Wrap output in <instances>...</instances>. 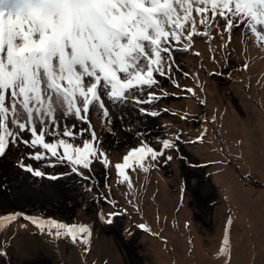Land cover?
Returning <instances> with one entry per match:
<instances>
[{"label": "snow or ice", "instance_id": "1", "mask_svg": "<svg viewBox=\"0 0 264 264\" xmlns=\"http://www.w3.org/2000/svg\"><path fill=\"white\" fill-rule=\"evenodd\" d=\"M214 28L221 38L228 33L229 41L234 30L245 29L242 35L250 33L264 46V0H0V157L29 132L32 139H24V144L42 147L45 154L67 161L73 165L72 172L83 175L80 168L90 169L94 160L107 167V155L99 149L88 121L90 110L95 107L109 118L105 96L113 104H151L161 99L151 91L147 100L137 93L157 86V75L170 78L174 50H190L196 36L211 40ZM172 83L180 87L175 80ZM186 91L195 96L193 89ZM139 111L159 115L144 107ZM61 117H75L88 127L73 131L76 126L66 124L57 131ZM85 133H90V139L77 145L76 138ZM49 134L56 139L49 141ZM161 145L157 150L142 142L130 149L115 165L117 175L123 177L120 182L131 189L127 170L148 172L155 166L147 163L149 159L155 162L164 150L176 147L168 139ZM33 155L42 158L39 151ZM172 159L167 156L165 162ZM21 167L36 176L45 175L30 165ZM115 215L119 213L109 214ZM21 216L42 234L70 238L73 244L86 245L85 252L89 250L91 228L84 224L12 213L0 216V229ZM231 224L229 218L219 254H229Z\"/></svg>", "mask_w": 264, "mask_h": 264}, {"label": "rangeland", "instance_id": "2", "mask_svg": "<svg viewBox=\"0 0 264 264\" xmlns=\"http://www.w3.org/2000/svg\"><path fill=\"white\" fill-rule=\"evenodd\" d=\"M198 30L203 29L198 25ZM244 31L245 29L234 30L230 41L226 32L223 38L219 33L215 39L211 40L196 36L193 38L190 50L174 52L171 73H175V67L185 63L190 66V72L195 78L200 72L209 93L208 96L206 95V104L205 102L196 104L195 107L198 108L196 111L195 107H190L192 114L201 111L202 115L199 117L190 115L191 118L185 119L180 115H162L157 119L165 128L163 132L165 139L174 141L176 148L182 153L176 148L167 149L164 155L158 158L162 168L171 162V160L165 162L170 154L175 155L176 163L173 173L156 168L155 179L148 183L150 200L155 204L163 202V205H166L164 208L166 212L156 208L153 212L155 223L145 213L146 217L143 221L153 226L147 225L148 227L143 228L145 230L134 234L139 236L141 243L133 245L130 241H124L121 238L112 243L102 237L103 233L106 234L108 229L112 230L114 227V224L107 227L99 226L96 222L99 219L103 225L106 219H111L109 214L114 213V209L107 204L104 209L98 207L101 210L97 214V219L86 223L99 230L96 233L91 230L92 236L97 237L99 233L96 238L97 245L92 254L85 253L86 245L83 243L78 242V245H74L65 238L56 239L52 236L49 237L54 241H46L42 240L41 236H31L30 229H25L13 241L14 254L19 259L17 264H29L33 258L42 259L36 257H42L43 253H39L42 251L47 253L44 256L49 260L45 258L46 260L40 264H94V259L89 261L88 258L95 257L100 258L101 261L106 260L107 264H186L191 259H196L198 264H207L206 262L210 263L213 251L211 246L223 241L222 221H228L229 218L232 219L229 229L231 255L226 264H264V46L258 45L250 33L247 37L242 35ZM211 36L212 38L214 36L213 29ZM219 60L222 62L220 66L229 64V67L233 69L231 72H225L227 76L224 79H219L216 74L209 75L210 70L216 68L215 64ZM245 64L248 65L247 68L243 67ZM203 70H206V73H203ZM171 78H179V76L171 75ZM189 79L187 83L190 82ZM177 82L179 83V80ZM193 83L196 82L193 81ZM201 95L204 96L205 93L201 92ZM196 101L198 102L197 99ZM108 104L113 103L110 101ZM209 104L212 109L207 111L206 106ZM138 108L140 107L137 104L130 103L123 115H120V119H138L140 116ZM111 116V119L116 118L115 114ZM213 117H215L214 121ZM206 118H211L215 127L210 126V128ZM221 123L225 124L222 128H220ZM181 124L184 127L180 128ZM64 125L66 123H59L56 130H62ZM216 129L219 139L214 141L211 138ZM196 130H200V133ZM201 133H205L203 139L197 141ZM177 135L180 137L179 140L175 139ZM77 145L82 146V142ZM160 148L159 145L156 149ZM190 153L199 158L198 164L196 163L199 167L196 170L199 172H192L191 175L194 174L195 178L199 174L193 184L184 185L181 178L187 176V173L180 167L181 156L184 155L183 162L188 165L191 163ZM113 156L117 158L116 155ZM117 160L120 163L123 161L118 158ZM114 169L116 167L111 170V181L118 176ZM201 169L202 174H200ZM80 170L83 168L81 167ZM127 171L131 176L132 188L130 189L126 182H117L118 185H111L113 192L110 191V194H114L118 200H120L118 194H123L130 200L120 201V203L128 210L131 220L139 227L141 224L144 225L137 216L142 212L140 201L148 199H144L145 191L141 186L145 178H141L140 175L143 172L139 173L138 168L134 173H131V170ZM159 171L166 176L162 184L161 177L157 178ZM135 178H137L136 185L133 181ZM99 183L100 181L97 185ZM22 184L25 185L26 182ZM43 185L46 186L45 183ZM62 189L64 190L63 187ZM114 189L119 190L115 192ZM125 189L126 192L123 191ZM70 192L75 194L73 190ZM197 193L199 199L192 201L196 199L194 196ZM70 201L73 205H76L77 201L81 203L79 198ZM135 204L137 207H133ZM187 207L189 211L183 219L180 213ZM101 213L104 219L101 218ZM167 223L170 224V233H174L175 236L169 237L165 233ZM176 225L184 226L187 232L198 227V230L193 232L195 238L193 234L187 235L188 243L192 244L194 241L195 244L191 256L186 251L184 236L173 231V226ZM122 227L123 232L127 231L130 235L129 222L123 221ZM46 234V232L40 233V235ZM110 235L112 238L120 237L111 232L106 236ZM132 238L135 237L132 236ZM201 240L203 244L199 245ZM62 250L66 253L61 252ZM97 250H100L98 254L95 252ZM232 253L235 255L233 260ZM96 264L100 262L97 261Z\"/></svg>", "mask_w": 264, "mask_h": 264}, {"label": "flooded vegetation", "instance_id": "3", "mask_svg": "<svg viewBox=\"0 0 264 264\" xmlns=\"http://www.w3.org/2000/svg\"><path fill=\"white\" fill-rule=\"evenodd\" d=\"M218 34L219 31L213 29L214 36L212 39H215ZM174 52L180 53L181 51L174 50ZM220 63H222L221 60L216 62V68L210 70L211 73H209V75L216 74L219 79H224L225 76H227L225 72H231L232 68L229 67V64L220 66ZM185 66L187 65L185 64ZM185 66H180V72L174 73L180 76V82H176L179 84V88L172 83V79L168 76L160 77L157 75L156 79L159 81L157 86H154L151 89L145 88L142 92L137 93V95L145 100L148 98L149 91L161 96V99L154 103L137 105L148 109L149 112L152 110L158 111V116H152L139 111L138 115L140 116L138 119H120V115H123V112L132 102L109 105L108 103L110 102L107 101V96H105L107 106L110 108L111 114H115L116 118L111 119L112 116L104 118L101 112L95 107L90 110L88 121L90 122L92 129L98 135L99 149L107 155L109 161L107 167H105L104 163L100 160H94L90 169H87L85 174L80 175L76 172H72V168L67 161L60 162L56 157L51 156V154H45V150L42 147L33 148L30 144H24L22 142L24 139L31 140L32 137L29 132L23 133L21 142L12 144L6 155L0 157V216L12 213H24L26 216L39 217L45 220L51 218L66 224L86 225L87 222L97 219V214L101 208L104 209L105 205L109 204L108 206L114 209V213H119V215L111 216L112 223L110 224H104L107 223V219L103 222V225L101 220H96L98 225L103 227L114 224L112 230L108 229L106 234H101L102 237L110 240L112 243L118 241V238H121L124 241H130L133 245L140 244L141 239L138 238L139 236H134V234L136 232H142V230L145 229L138 227L136 222L131 220V215L128 210L121 205V200H118L116 196L114 197V194H110V191H112L111 185H118V183L122 181V177L119 176L114 177V180L111 181V170L112 168H115L114 165L120 163L117 158L123 160L124 155H126L130 149L141 145L142 142L149 144L154 149L158 148L159 145L162 146L161 142L166 136L163 133L165 132L164 126L157 120L160 116L180 115L182 118L186 117L187 119L190 115H196L198 117L202 115V113H200L201 111H198L197 114H192L193 112L191 108L195 107L198 103L201 104V101L205 102L206 95L208 96L209 93L208 87L205 85V80L202 78L200 72L198 77L195 78L190 72V66ZM184 73H188V75L185 76ZM203 73H206V70H203ZM187 79L190 80L189 83L186 82ZM193 81L196 83L194 84ZM188 88L195 91V96L186 91ZM165 92L168 93L167 96L163 95ZM201 92H204L205 95L202 96ZM176 102L180 103L177 104ZM165 109H167V111H164ZM197 109L198 108L195 107V111ZM59 123H66L68 125L74 124L76 127L73 131H79L80 129L88 127V123L81 122L75 117L60 118ZM179 126L180 128L184 127L183 124ZM49 128L51 129V124H49ZM85 134L82 138H76L75 143L78 144L82 142L83 139H90V133ZM47 139L53 141L56 137L49 134ZM65 139L67 138L65 137ZM176 149L182 153L180 149ZM37 151L42 153V158L39 160L35 159L33 155ZM113 155H116L117 158ZM170 156H172L173 159L171 162H168L164 168L161 167L159 162L161 156L155 162H152L150 159L148 160L147 163L155 165L150 167L148 172L141 171L140 168H138L139 173L143 172V174L140 175L142 176L141 178H145L141 182L143 191H145L144 199L148 198L147 200L140 201L142 204V212L139 214L143 213L145 202L149 200L150 190L148 189V183L155 179V169L162 168L170 173L174 172V166L176 163L175 155L170 154ZM183 156H181L180 167L186 171L187 176H182L181 182H183L184 185L188 183L193 184L194 179L198 177L199 173L195 178L194 174L191 175V173L199 172L196 170L199 168L197 165V159L199 158L190 153L189 156L191 157V163L187 165L183 162ZM130 163H132L131 160ZM22 164L26 166L30 165L33 169H39L45 173V175L36 176L33 172L28 171L26 167H21ZM130 172L134 173L135 171ZM202 172L201 169L200 174H202ZM140 176H138V178H140ZM163 176L164 174L162 171H159L157 178ZM52 177L56 178L53 179ZM98 181H100V183L97 185ZM133 181L136 185L137 178L133 179ZM22 182H26V184L23 185ZM43 183H45L46 186H44ZM80 183H82V185ZM71 190H73L75 194H72L70 192ZM121 195L123 194H118L119 199ZM194 197L196 199L192 201H197L199 199V194L197 193ZM77 198H79L81 203H78L77 201L76 205L71 204L70 200ZM126 199L127 197L124 195L122 202H125L124 200ZM133 207H137V205L135 204ZM92 214H94V216H91ZM137 216L143 221L140 215ZM123 221L129 222L130 235L127 231H125V233L123 232ZM144 225L152 226L150 223L146 222H144ZM90 228L95 233L99 231L92 226H90ZM25 229H30L31 236H41L42 240L54 241V239H51L48 234L40 235L41 232L39 229L31 221L21 216L17 220L7 223L5 228L0 229V253H2L0 254V264H17L19 259L14 254L13 241L18 235H21V232ZM109 232L114 235H119L120 237L112 238L111 235L106 236ZM132 236L135 238H132ZM97 237L91 235L90 242L93 239L92 244L90 243L87 245L89 250L85 253H93L94 248L97 245ZM65 239L73 244L70 238ZM74 245H78V243H75ZM39 253H43V256L36 257L42 259L33 258L29 264H40V262H43L46 259L49 260L44 256L47 254L45 251ZM97 261H99L100 264H107L106 260L101 261L100 258L95 257L93 260L94 264H96Z\"/></svg>", "mask_w": 264, "mask_h": 264}, {"label": "bare ground", "instance_id": "4", "mask_svg": "<svg viewBox=\"0 0 264 264\" xmlns=\"http://www.w3.org/2000/svg\"><path fill=\"white\" fill-rule=\"evenodd\" d=\"M108 101V100H107ZM108 102H110V101H108ZM193 102V101H192ZM210 109H212V107L210 106V104L209 105H207L206 106V110L207 111H209ZM232 118V117H231ZM211 118H206V121L208 122V124H209V127L210 126H213V127H215L213 124H212V121L210 120ZM232 120V119H231ZM225 124L224 123H221V127L220 128H222L223 126H224ZM211 128V127H210ZM217 129H218V123H217ZM217 129H216V131H215V133L213 134V136H212V140H214V141H217L218 139H219V137H218V133H217ZM196 132L197 133H200V130H196ZM27 138H28V136H27ZM212 146H214V144H211ZM87 170V169H86ZM141 171H142V169H140ZM114 172L117 174V169H114ZM164 176L163 177H161V179L160 178H158V179H160V181H161V184L163 183V180H164ZM167 183V182H166ZM170 188V187H169ZM119 189H114V191L115 192H117ZM124 192H126L127 190L125 189V190H123ZM120 192V191H119ZM124 199V195H121L120 196V200L122 201ZM125 202H128V201H130L129 199H126V200H124ZM165 206L166 205H163V202L161 203V202H159V203H157V204H155L153 201H151L150 200V198H149V200L148 201H146L145 202V205H144V212L143 213H141V214H139L140 215V217L143 219V218H145L146 217V214L150 217V219L152 220V222L153 223H155V220H154V218H153V212L155 211V209L156 208H160V211L162 210L163 212H166V209H164L165 208ZM189 211V209H188V207L184 210V211H182L181 213H180V216L183 218V219H185V214H186V212H188ZM146 213V214H145ZM226 224H227V221L226 220H223L222 221V225H223V228H222V231H221V233H224V231H225V227H226ZM151 225V224H150ZM152 226H153V224H152ZM193 231H191V232H187V231H185V227L184 226H178V225H176V226H173V231L174 232H176V233H178V234H181L182 235V237L184 236V242L186 243V245H187V248H186V251H187V253H188V255L189 256H191V253H192V251H193V249H194V247H195V244H194V241H193V243L192 244H189L188 243V241H187V235L188 234H193L194 235V233L193 232H196L197 230H198V227L196 226V227H194L193 229H192ZM165 233L167 234V236H169V237H173V236H175V234L174 233H170V224L169 223H167L166 224V226H165ZM165 235V234H164ZM194 238H195V235H194ZM196 244H197V242H196ZM199 245L200 244H203V240H201V241H199V243H198ZM161 245H163V244H161ZM115 246V245H114ZM221 246H222V242L221 243H216V244H213L211 247L213 248L212 250V252H211V259H210V263L209 262H206L207 264H226V262L228 261V258H229V255H231V252H230V249H229V254H219V249L221 248ZM116 247V246H115ZM116 249L118 250V252L121 254V255H123L122 254V252L116 247ZM82 250V249H81ZM61 252H63V253H66V251L65 250H62ZM96 252V254H98L99 252H100V250H97V251H95ZM92 254V253H91ZM234 253H232V260H233V258H234ZM167 257H169V255H167ZM62 258H63V256H62ZM94 258H88V260L90 261V260H93ZM121 264H123V263H121ZM184 264V263H183ZM186 264H198V261L195 259V260H190V261H188Z\"/></svg>", "mask_w": 264, "mask_h": 264}, {"label": "trees", "instance_id": "5", "mask_svg": "<svg viewBox=\"0 0 264 264\" xmlns=\"http://www.w3.org/2000/svg\"><path fill=\"white\" fill-rule=\"evenodd\" d=\"M186 67V66H185Z\"/></svg>", "mask_w": 264, "mask_h": 264}]
</instances>
